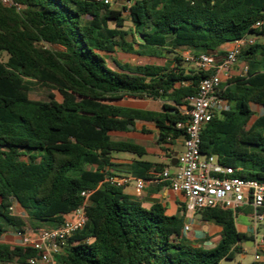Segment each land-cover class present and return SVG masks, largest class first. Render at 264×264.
Returning a JSON list of instances; mask_svg holds the SVG:
<instances>
[{
    "label": "trees",
    "instance_id": "obj_1",
    "mask_svg": "<svg viewBox=\"0 0 264 264\" xmlns=\"http://www.w3.org/2000/svg\"><path fill=\"white\" fill-rule=\"evenodd\" d=\"M16 1L20 13L0 4V239L62 226L84 203L82 192L92 191L86 225L55 256L58 264L234 260L240 244L253 239L237 229L239 209L200 212L222 226L214 248L184 241V216H169L160 203L146 209L112 182L115 154L147 153L111 134L137 121L152 123L172 152L186 135L177 125L188 119V99L213 74L185 67L181 52L215 55L226 43L264 37V23L255 27L264 22V0H127L124 10L105 0ZM116 51L172 55L174 66L114 61L111 67L106 55ZM238 62L247 70L221 86L229 109L204 127L201 153L237 169L235 177L264 183V41L243 47ZM44 89L46 100L31 98ZM126 98L159 100L162 111L118 104ZM153 166L166 167L135 160L129 173L149 181ZM39 256L32 247L0 242V264H29Z\"/></svg>",
    "mask_w": 264,
    "mask_h": 264
},
{
    "label": "built area",
    "instance_id": "obj_2",
    "mask_svg": "<svg viewBox=\"0 0 264 264\" xmlns=\"http://www.w3.org/2000/svg\"><path fill=\"white\" fill-rule=\"evenodd\" d=\"M0 4L19 13L24 8L16 0H0ZM263 23L258 22L255 27L258 28ZM254 42L255 40L250 38L234 42L220 63L213 55L203 54L197 58L188 56L187 59L193 61L198 68L203 71H213V74L200 82L197 94L188 99L189 110L185 111L187 121L177 125L186 133L177 166L162 171L153 169L150 174L151 180H136L137 191L143 190L147 182L167 183L173 192L183 196L187 212L196 213L212 208L236 211L249 205L254 211L255 221L264 219L261 212L264 211V183L235 177L237 169L221 164L216 156L201 153V134L204 127L214 117L221 116L229 109L228 101L220 95V88L224 82L227 83L235 77L232 70L238 63L243 47ZM246 70L247 66L243 74ZM172 169H174L173 173ZM131 180V178H115L112 182L125 187ZM91 194L92 191L82 192L84 203L66 215L62 226L40 229L36 232L27 231L21 235L23 246L32 247L40 252L39 258L30 259L29 264H58L55 256L59 255L67 241L86 225L85 208ZM184 231L188 232L189 227H185ZM262 260L264 257L257 251L254 262Z\"/></svg>",
    "mask_w": 264,
    "mask_h": 264
},
{
    "label": "crops",
    "instance_id": "obj_3",
    "mask_svg": "<svg viewBox=\"0 0 264 264\" xmlns=\"http://www.w3.org/2000/svg\"><path fill=\"white\" fill-rule=\"evenodd\" d=\"M250 39H258L256 37H250ZM233 46V43H226L221 47V52L216 53L213 55L217 62H222L228 52ZM119 53L120 55L125 56H134L125 54L121 51H116L111 55H106L107 60L109 58L113 61H117L122 65H130L132 67L136 66H143V65H160V66H167L172 67L174 66L173 58H170L171 55H164L161 58H157L154 56H135V57H142L148 59H161L165 60L164 64H130L127 62L119 61L115 57L114 54ZM224 53V55H221ZM184 59L188 60V56L191 55L189 52H181ZM185 65V64H184ZM197 65H191L189 67H193ZM112 67V66H111ZM115 67V63H114ZM236 67H233V75L237 76ZM225 84V82L223 83ZM136 100L134 98H131ZM144 100L140 104L131 105L127 107L141 109L146 111H153V112H161L162 111V102L159 100H153L150 98L142 99ZM139 101V100H137ZM260 110V109H259ZM261 112V110H260ZM132 126V128H129ZM126 131L121 132H113L117 137L118 140H125L135 143L136 145L144 148L146 150V155L142 158L137 157L133 153H122V155H114L113 163L118 165V168L112 169L109 171L110 173L116 175V179L122 178H131V182L125 185L124 191L126 194L134 197L138 201H140L144 208L150 209L154 204L160 203L166 208V213L169 216H184V224L185 227H189V231H183V240L193 244L194 246H201L207 249L214 248L222 238V226L217 225L210 222H205L203 220V216L200 212L190 213L185 210V203L183 196L181 194L173 192L166 183H154V182H147L141 191H137L136 189V180L142 178H135L129 173V167L134 163L135 160H143L150 162L154 165L156 164H163L165 165V169L171 168V161L173 158L174 153H180L183 150L184 139H180L177 141L176 145L172 146V152H166L164 149L168 146H163L160 142L159 133L156 129L155 125L148 122H135L134 126L129 125ZM114 138V135L111 134ZM170 164V167L167 165ZM155 169V166L151 169V171ZM149 172V175L151 174ZM264 216V211H261ZM239 214H249V217L246 219H240ZM254 211L249 205H245L239 209L238 216L236 217V226L240 233L246 234L248 236L249 233L252 234V240H247L243 244H240L241 253L240 256L245 258L248 254L249 250H253V258L247 264H252L255 261V253L259 251L264 257V236L259 241L258 237L260 234V229L264 232V219L255 221L254 218ZM261 227V228H260ZM249 237V236H248ZM23 237L16 232H9L6 236L0 239V242L7 243L10 245H22ZM264 261V260H262ZM222 264H243L241 261H237L236 257L234 260H225Z\"/></svg>",
    "mask_w": 264,
    "mask_h": 264
},
{
    "label": "rangeland",
    "instance_id": "obj_4",
    "mask_svg": "<svg viewBox=\"0 0 264 264\" xmlns=\"http://www.w3.org/2000/svg\"><path fill=\"white\" fill-rule=\"evenodd\" d=\"M109 2L111 3L112 8L117 9V10H124L125 8H127V9L129 8V2L127 0H110ZM124 15L127 16L128 13L125 12ZM127 26L130 27V24L127 23ZM261 39L264 41V37H258L257 41H260ZM113 57H115L119 61L127 62L130 64H146V63L164 64L165 63V60H161V59H148V58L135 57V56H125V55H120L119 53L114 54ZM170 58H173V56L171 55ZM3 59H6L5 55L3 56ZM184 60H185V63H184L185 67H189L191 65H194L193 61L186 60V59H184ZM108 63L110 66L114 67V63L110 58H109ZM235 67L237 68L236 69V72L238 73L237 76H241L243 74L244 68L246 67V64L244 62H238L235 65ZM47 95H48V91L44 89V90H40V91H36V92L32 93L31 98L33 100H46ZM137 100H139V101H137ZM143 101L144 100H142V99L133 100L131 98H126V99L118 102V104L124 105V106H131V105L140 104ZM259 109L260 108L255 107V111L257 113L260 112ZM112 134L114 135L115 139H118V137L114 133H112ZM115 155H122V153H117ZM246 217H249V214H242V215L239 214L240 219H246ZM262 236H264V232L262 231V229H260V234L258 237L259 241L262 239ZM253 254H254L253 250H249L248 254L246 255L245 258H242V256H240V254H237L236 260L241 261L243 264H247L252 260Z\"/></svg>",
    "mask_w": 264,
    "mask_h": 264
},
{
    "label": "water",
    "instance_id": "obj_5",
    "mask_svg": "<svg viewBox=\"0 0 264 264\" xmlns=\"http://www.w3.org/2000/svg\"><path fill=\"white\" fill-rule=\"evenodd\" d=\"M129 128H132V126H129ZM178 155H179L178 152L174 153V155H173V158H172V161H171V166H172L173 168H175V167L177 166V163H178ZM171 172L173 173V172H174V169H172ZM260 228H261V227H260ZM248 236L251 237L252 234L249 233Z\"/></svg>",
    "mask_w": 264,
    "mask_h": 264
}]
</instances>
